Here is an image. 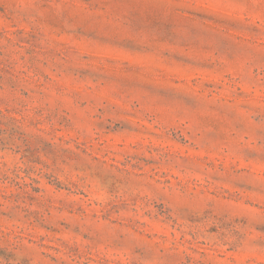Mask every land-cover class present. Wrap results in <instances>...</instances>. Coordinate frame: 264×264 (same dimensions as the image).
<instances>
[{
	"label": "rangeland",
	"instance_id": "1",
	"mask_svg": "<svg viewBox=\"0 0 264 264\" xmlns=\"http://www.w3.org/2000/svg\"><path fill=\"white\" fill-rule=\"evenodd\" d=\"M0 264H264V0H0Z\"/></svg>",
	"mask_w": 264,
	"mask_h": 264
}]
</instances>
